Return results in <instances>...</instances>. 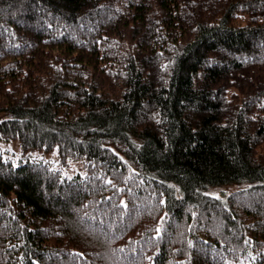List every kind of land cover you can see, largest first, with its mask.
<instances>
[{"label": "trees", "instance_id": "trees-1", "mask_svg": "<svg viewBox=\"0 0 264 264\" xmlns=\"http://www.w3.org/2000/svg\"><path fill=\"white\" fill-rule=\"evenodd\" d=\"M10 140L0 264H264V0H0Z\"/></svg>", "mask_w": 264, "mask_h": 264}, {"label": "rangeland", "instance_id": "rangeland-1", "mask_svg": "<svg viewBox=\"0 0 264 264\" xmlns=\"http://www.w3.org/2000/svg\"><path fill=\"white\" fill-rule=\"evenodd\" d=\"M0 154L4 157H10L11 159H41L45 160L51 165L59 169L60 172L66 177H73L75 175L84 176L85 169L83 161H68L65 164L60 163L56 151L43 152V151H32L23 156L18 141H0ZM231 192V188H219L211 190L209 193L214 197H223Z\"/></svg>", "mask_w": 264, "mask_h": 264}, {"label": "snow or ice", "instance_id": "snow-or-ice-1", "mask_svg": "<svg viewBox=\"0 0 264 264\" xmlns=\"http://www.w3.org/2000/svg\"><path fill=\"white\" fill-rule=\"evenodd\" d=\"M109 183H110V181H109ZM157 231H159V230H157Z\"/></svg>", "mask_w": 264, "mask_h": 264}]
</instances>
